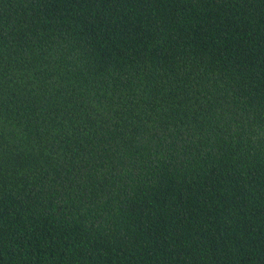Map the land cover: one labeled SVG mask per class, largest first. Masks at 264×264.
I'll return each instance as SVG.
<instances>
[{
	"label": "trees",
	"instance_id": "obj_1",
	"mask_svg": "<svg viewBox=\"0 0 264 264\" xmlns=\"http://www.w3.org/2000/svg\"><path fill=\"white\" fill-rule=\"evenodd\" d=\"M0 264H264V0H0Z\"/></svg>",
	"mask_w": 264,
	"mask_h": 264
}]
</instances>
